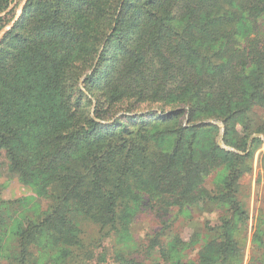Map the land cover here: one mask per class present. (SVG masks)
<instances>
[{"label": "trees", "instance_id": "1", "mask_svg": "<svg viewBox=\"0 0 264 264\" xmlns=\"http://www.w3.org/2000/svg\"><path fill=\"white\" fill-rule=\"evenodd\" d=\"M120 3L28 0L0 42V166L4 155L39 200L21 210L26 203L4 199L0 186L5 264H92L106 255L109 264H134L126 239L144 208L162 220L174 208L211 201L246 226L236 193L258 140L247 150L252 114L264 110V0ZM141 106L172 110L102 122L118 108ZM210 118L224 124L228 144L239 124L244 153L214 141L197 151V139L216 131L198 123ZM86 222L97 226L94 237ZM231 226L225 217L210 226L211 240L190 263L241 264L244 228L234 238ZM163 230L148 237L146 251L158 249L152 262L184 264L195 241L174 233L160 246ZM258 236L253 242L263 243ZM103 241L110 249L96 254ZM249 264L264 259L251 256Z\"/></svg>", "mask_w": 264, "mask_h": 264}, {"label": "rangeland", "instance_id": "2", "mask_svg": "<svg viewBox=\"0 0 264 264\" xmlns=\"http://www.w3.org/2000/svg\"><path fill=\"white\" fill-rule=\"evenodd\" d=\"M19 2L20 0H0V7H2L0 12L6 10L10 4H13L4 15L0 16L4 17L13 10L12 15L9 17L10 19L2 27L7 25L13 19ZM122 3L123 0H121L120 6ZM103 44L100 47L99 53L103 48ZM96 61L94 62L92 68L87 70L81 76L79 81L80 86H82L85 76L92 72ZM145 108V106H141L139 109H137V111H125L123 108H118V110L113 111L110 114V118L102 122H112L116 117H131L139 115L144 116L143 119H145L147 116H149L148 113H156L153 118H160V116L164 113H167L168 110H172V108H169V106L163 107V110H165L164 112H162L161 108L158 107L148 109ZM256 113L254 112V115L252 114L254 121L252 120L251 122L252 128L256 131H254V133H252L250 136L247 146V150H249L251 139L257 137L258 140L254 142V148L252 149L251 169L250 171L241 175L240 179L238 180L236 193L238 204L246 211L248 215L246 226H241L240 221L235 218V213L232 210H225L218 204L211 201H207L199 205L194 204L192 206H187L182 210L174 208L173 211H171L172 213L169 215V218L162 220L157 216L156 213L149 210L148 208H144L135 216L133 222L130 225L131 237L129 240L126 239V241L132 246L131 257L135 259L134 264H155V262L152 261L154 260V257L158 256V253L156 252L158 251L157 247L149 253L146 251V247L148 245V237L154 234L156 231H161L162 229H164L163 233L161 236H159V240L161 242L160 246L167 236H172L174 233L180 235V237L185 241H189L191 238H193L195 243L189 249H185V256L181 257V260H183L184 264H191V260H196L197 252L212 238V233L208 232V228L215 225L216 223H221V219L223 217L230 219L231 221L233 219L236 223L237 227H229V229L231 228V235L234 238L236 233L239 231V228H244V252L241 264H249L251 256H254V261L256 259H264L262 256L264 252V223L260 220L263 218L264 210V133H262L264 130V110L257 109ZM181 121L184 125L188 124L187 114L181 117ZM198 123L213 124L216 126V131L214 133L203 134L197 139V151L207 148L210 143L214 141L217 142L218 146L224 150L236 153H244L242 152L244 146L241 145L243 139L240 138L241 132L239 124H235L232 131L229 133V136H232V139L228 144L222 140L224 124L220 120L210 118L199 121ZM235 144H238L239 147H236ZM1 162L0 186L2 188V197L6 200H21L23 203H26L21 208V210L28 208L29 211H31L30 208L33 205L35 207V202H39V200L35 198V194L29 186L23 185L15 175H12L8 171L7 159L4 155L1 158ZM211 183L212 176L206 179L205 186L207 188H211ZM40 202L44 207L45 201ZM162 221L167 224H164ZM164 225L165 228L163 227ZM84 229L88 233L86 235L90 238L94 237L98 230L96 225L88 222L85 223ZM255 231H258V237H262L263 243L260 242V240L253 242V233ZM196 233L197 235H194ZM109 245L110 244L108 242L103 241L101 246L96 249V254H98L100 251H103L104 247L109 250ZM253 248L255 249V252L252 251ZM206 255H211V248L207 249ZM106 258L107 259L104 262L99 263L96 260H93L92 264H109L111 261L110 256L106 255ZM0 264H5V261L1 257ZM160 264H163L162 261H160Z\"/></svg>", "mask_w": 264, "mask_h": 264}, {"label": "water", "instance_id": "3", "mask_svg": "<svg viewBox=\"0 0 264 264\" xmlns=\"http://www.w3.org/2000/svg\"><path fill=\"white\" fill-rule=\"evenodd\" d=\"M27 1L28 0H20L19 4L17 6L16 13H15L13 19L7 25H5L4 27H2L0 29V40L13 27L15 21L19 18L20 14L22 12L23 6L25 5V3ZM12 5L13 4H10L9 7L6 10H3L2 12H0V16L4 15L12 7Z\"/></svg>", "mask_w": 264, "mask_h": 264}]
</instances>
